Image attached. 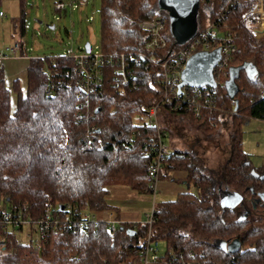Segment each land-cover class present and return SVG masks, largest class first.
Segmentation results:
<instances>
[{
    "label": "trees",
    "instance_id": "16d2710c",
    "mask_svg": "<svg viewBox=\"0 0 264 264\" xmlns=\"http://www.w3.org/2000/svg\"><path fill=\"white\" fill-rule=\"evenodd\" d=\"M19 3L23 33L26 0ZM251 4L252 0L199 1L197 30L214 22L218 37L230 36L234 46L226 65L213 72L216 86L211 91L218 109L196 117L186 107L158 106L159 130L165 137L173 122L168 114L186 119L209 144L216 146L223 132L227 137L217 176L196 148L168 145L158 180L182 171L188 186L173 200L154 202L151 234L165 243L168 264H264V201H255L264 190V166L252 165L243 149L242 130L252 118L264 120V35L242 18ZM159 13L166 14L157 0H100L98 49L125 57L133 88L115 84L112 63L100 66L92 90H83L78 65L65 54L30 57L25 89L17 78L8 88L0 67L1 206L23 219L37 220L47 207L53 216L72 219L70 225L50 230L38 249L32 226L26 241L23 224L0 220V264H131L136 259L148 224L120 221L112 229L105 214L114 210L107 202L111 187L152 195L147 172L152 152L147 142L157 129L145 119L161 97L157 62L167 49L146 48L149 35L139 22ZM166 30L171 45L169 25ZM22 46V53L28 54ZM246 62L257 73L250 78L241 70L238 92L231 99L224 88L228 70ZM11 91L16 95L13 109ZM197 147L203 150L200 144ZM86 214L96 220L80 224ZM126 228L134 234L128 235ZM233 240L240 248L231 253L226 247Z\"/></svg>",
    "mask_w": 264,
    "mask_h": 264
},
{
    "label": "built area",
    "instance_id": "2783aa9c",
    "mask_svg": "<svg viewBox=\"0 0 264 264\" xmlns=\"http://www.w3.org/2000/svg\"><path fill=\"white\" fill-rule=\"evenodd\" d=\"M87 0H64L57 1L55 8L64 10L66 5L75 6L77 3L85 2ZM201 1V0H199ZM0 16L3 13L0 11ZM242 18L252 22L255 25V32L264 35V0H252L251 6L242 14ZM169 25L167 14H157L150 19H144L139 22V26L148 35L149 39L145 47L150 50L167 49V55L157 64L160 67L161 82L163 90L159 101L149 108L146 115L145 122L148 126L154 127L156 135L147 142V148L152 152L151 161L147 167L148 177L150 180V188L152 195L157 191L158 174L161 170L162 161L168 153V143L165 135L159 130L158 106L161 104L168 105L174 110L186 107L196 117H200L205 111L218 109L214 102L213 92L214 87L209 85L189 86L184 85L178 88L181 81V72L189 57L199 50H212L214 48L220 49V60L216 68L222 69L230 58L231 52L234 49L233 41L230 36L218 37L217 26L214 22L207 24L204 28L196 30V34L182 45H175L174 40L171 45L165 36L167 33L166 27ZM170 33V32H169ZM22 41L19 38L12 39L3 52H0V67L3 60L23 58L26 55L22 53ZM66 56L73 57L78 65V74L82 75L80 87L83 90L90 91L93 88L94 80H97L101 73L100 66L104 64L115 63V84L128 87H135L133 77L129 75L127 70L128 64L125 57L121 54L118 57L115 55H105L96 46L92 50L86 52L84 47L74 52L71 48H67ZM27 57V56H26ZM143 57V55H141ZM214 75V73H213ZM215 79V78H214ZM216 81V80H215ZM153 206L146 214L145 223L148 224V231L142 238L139 244V250L136 259L131 264H168L164 255H160V240L153 238L151 234V224L153 222ZM105 221H107L112 229H114L120 220H118L114 212H106ZM0 220L8 224H23L25 231L23 233L24 239L29 241L31 233L29 227L32 226L35 231V236L38 240L35 242V247H40V239L48 235L50 230L61 228L63 224L70 225L72 219L65 215L62 219L58 216H53L49 207L46 208L44 215L37 219H23L19 214H13L1 206L0 202ZM96 220L92 214H86L79 220L80 224ZM3 240H0V245Z\"/></svg>",
    "mask_w": 264,
    "mask_h": 264
},
{
    "label": "rangeland",
    "instance_id": "374dc122",
    "mask_svg": "<svg viewBox=\"0 0 264 264\" xmlns=\"http://www.w3.org/2000/svg\"><path fill=\"white\" fill-rule=\"evenodd\" d=\"M59 0H26L24 32H19V0H3L0 4V52L8 46L11 36H19L25 49L29 52L27 60L11 59L3 61L5 84L11 88L14 79L25 89V66L30 57L59 56L67 48L74 52L81 50L88 42L92 50L100 43V0H87L75 6L66 5L60 12L55 10ZM167 14L165 10H161ZM168 15V14H167ZM172 37V36H171ZM173 39V38H172ZM10 65L13 66L10 67ZM16 95L11 91V108L15 107ZM172 120L171 133L166 135L169 149L185 150L196 148L200 151L213 175L219 174L218 163L223 155L221 148L227 137L223 132L215 140V145L202 141L197 130L190 128L186 119H179L177 114H168ZM243 149L249 155L255 168L264 166V120L250 119L243 125ZM200 140V141H199ZM194 144V145H193ZM200 146L203 150H199ZM191 191L193 190L190 188ZM178 193L164 195L158 188L154 201L173 200ZM144 220L146 214H144ZM160 255L166 252V245L160 241Z\"/></svg>",
    "mask_w": 264,
    "mask_h": 264
},
{
    "label": "water",
    "instance_id": "95a60500",
    "mask_svg": "<svg viewBox=\"0 0 264 264\" xmlns=\"http://www.w3.org/2000/svg\"><path fill=\"white\" fill-rule=\"evenodd\" d=\"M157 5L160 10H165L168 14L169 32L176 45H182L191 39L197 30L196 15L199 7V0H157ZM90 44L88 42L84 45V50L89 51ZM220 49L214 48L212 50H199L194 52L187 60L184 69L181 72V81L178 88L184 85L202 86L209 85L216 86V81L213 75V69L220 60ZM244 70L248 77L252 78L256 75V68L250 63L246 62L239 66H232L228 70V78L224 82V88L229 98L234 99L238 92V85L236 79L240 75V71ZM264 178V175L262 176ZM239 198L235 199L237 202ZM264 201V190L258 194L257 202ZM234 202V203H235ZM120 230L124 227L120 226ZM125 232L128 235L134 234V230L126 228ZM227 250L234 253L239 250L240 242L233 240L227 245Z\"/></svg>",
    "mask_w": 264,
    "mask_h": 264
},
{
    "label": "crops",
    "instance_id": "0c3cea01",
    "mask_svg": "<svg viewBox=\"0 0 264 264\" xmlns=\"http://www.w3.org/2000/svg\"><path fill=\"white\" fill-rule=\"evenodd\" d=\"M19 36H11L9 42L12 39ZM26 53V52H25ZM28 56V54H25ZM11 59L16 61L18 59L27 60V57ZM8 60V59H6ZM5 61V60H3ZM27 65V64H26ZM3 67V62H2ZM10 67L13 68L12 65ZM26 68V66H25ZM185 173L182 171L172 172L171 179L159 180L157 188L164 194L181 193L187 190V185L183 181ZM155 195L151 194H138L135 191L125 186H114L110 188V193L107 196V202L114 207V215L118 220L128 223H140L144 220V214H147L152 205H154ZM233 199V197H232ZM236 199V198H234Z\"/></svg>",
    "mask_w": 264,
    "mask_h": 264
},
{
    "label": "flooded vegetation",
    "instance_id": "af4514ba",
    "mask_svg": "<svg viewBox=\"0 0 264 264\" xmlns=\"http://www.w3.org/2000/svg\"><path fill=\"white\" fill-rule=\"evenodd\" d=\"M257 199H255V201H256Z\"/></svg>",
    "mask_w": 264,
    "mask_h": 264
}]
</instances>
